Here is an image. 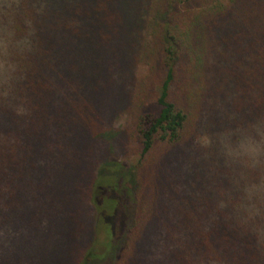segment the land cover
Segmentation results:
<instances>
[{
	"label": "trees",
	"instance_id": "16d2710c",
	"mask_svg": "<svg viewBox=\"0 0 264 264\" xmlns=\"http://www.w3.org/2000/svg\"><path fill=\"white\" fill-rule=\"evenodd\" d=\"M136 65V162H101L94 89ZM159 146L164 201L138 176ZM132 262L264 264V0H0V264Z\"/></svg>",
	"mask_w": 264,
	"mask_h": 264
},
{
	"label": "rangeland",
	"instance_id": "374dc122",
	"mask_svg": "<svg viewBox=\"0 0 264 264\" xmlns=\"http://www.w3.org/2000/svg\"><path fill=\"white\" fill-rule=\"evenodd\" d=\"M118 71L119 73L116 75L115 73ZM108 72L112 75L111 82L109 84L100 82L93 93L95 99L98 100L99 103H101V101L103 103L102 106L97 103V113L102 122L93 125L92 121L88 120L87 123L88 125H92V128L88 129L86 126L87 124H85V127L87 131L94 129L96 134H101L102 131L109 130L107 132H110L114 137L113 141L116 144L112 146L110 142L106 140V142H104V147L98 149L97 154L95 153L96 160L99 158L101 162H103L108 159L109 156H112L121 163L133 165L136 162L138 154V146L133 133V104L136 100L135 87L138 78L145 77L147 72L145 67L141 65H136L130 70L123 66L118 69H110ZM148 83L150 86L147 91L152 94L155 93L159 84V76H150ZM85 127L83 130H85ZM88 136L89 133L86 134L85 138L87 139ZM85 145V140L77 143V147L81 150L84 149ZM174 150L176 151L177 149L166 150V148L157 147L151 154L150 161L138 172V176L145 183V189L148 191V194L154 195L157 201H164L161 194L163 189L169 187L173 189L176 187L175 182L180 181L178 175L180 170L177 169V166L174 165L172 161V158L176 156ZM250 150L252 151L254 148L251 146ZM78 154L80 155V153ZM102 157L104 158L103 161ZM82 167L83 166H79L78 169L81 170ZM148 194L144 192V197L148 196L147 199L150 198ZM151 232L149 228L144 230L139 237L140 243L150 242L151 238L153 240L154 235L152 236ZM46 242H48V244H46ZM44 243L47 250L62 252L70 250L69 247L71 248L74 246L76 237L72 230L65 226L61 233L53 231L46 235L44 237ZM139 258L145 259V256H138L136 259ZM130 264H138V262H132Z\"/></svg>",
	"mask_w": 264,
	"mask_h": 264
}]
</instances>
